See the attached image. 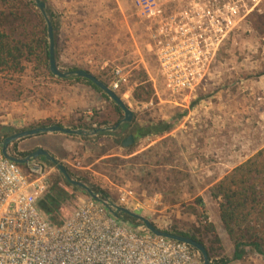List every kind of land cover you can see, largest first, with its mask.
I'll list each match as a JSON object with an SVG mask.
<instances>
[{
	"label": "rangeland",
	"instance_id": "1",
	"mask_svg": "<svg viewBox=\"0 0 264 264\" xmlns=\"http://www.w3.org/2000/svg\"><path fill=\"white\" fill-rule=\"evenodd\" d=\"M40 1L45 3L46 9L53 13L57 20L55 51L56 62L61 71H68L70 66L65 61L72 59L64 44L66 36L62 35L66 32L65 27L68 25L70 28L71 23L77 25L79 17L80 20L87 19L83 22L84 27L92 28L95 18H104L109 28V37L112 35L115 41L110 54L111 61L103 71L99 70V64H86V67L107 84L111 80V70L114 66H127L131 70L130 83L133 89L127 100H122L134 113L133 124L147 126L150 123L171 122L200 99L211 104L219 102L220 94L222 100L229 97L230 100L236 101L234 107L225 104L228 111L226 110L227 119L223 123L222 133L226 139L238 141L236 149L240 151V157L237 163L264 144V94L255 96V102L250 105L251 97L248 96L247 88L248 79L264 75V0H237L239 16L236 29L218 53L216 62L210 68V75L201 85L199 92L191 94L187 108H174L171 105L170 99L173 98L165 91L157 72L151 39L153 25L137 15L132 0ZM102 47L100 46V49H104ZM79 57L82 61L88 56ZM94 60L101 61L102 56L96 55ZM23 81L16 77H0V122L9 117L16 123V127H13L15 131L44 124L45 122L32 121L33 118L28 117L35 116V111L45 107L43 98L51 95L45 93L49 86L43 87L47 86L48 81H36L34 89H29ZM78 85L79 83H64L62 86L66 88ZM42 88L45 89L41 91ZM226 89L229 90L226 92ZM95 92L98 93L99 99L96 107L91 110L94 121H81L78 123L84 126L81 129L90 130L85 126H91L94 122L104 123V128L113 127L119 119L114 104L105 100L102 93ZM118 95L120 96L119 93ZM177 98L181 96L175 97ZM80 116L86 117L82 114ZM64 127L74 129L73 125ZM102 127L95 124L91 128ZM157 137L140 139L132 148H124L121 144L117 145L109 141L110 139L100 137H76L72 140L74 147L71 151L52 150L53 154H49L56 159L57 164L67 170L73 181L104 192L113 203L143 216L161 230L194 235L211 250L212 258L215 256L218 261L230 260L227 257L230 251L227 242L225 241L223 246L219 238L216 242L215 236L204 229L205 220L214 222L217 211L209 192L201 190L203 185L210 182V178L205 179L195 170L183 167L181 151L176 152L168 139L158 140L160 136ZM151 141L155 142L154 145L143 150ZM13 144V148L19 153L29 154L31 151L29 148L32 142L27 138ZM133 152L139 153L133 155ZM37 161L49 192L59 188L66 194L57 214L41 210L53 226L59 227L61 224L55 225L51 221L52 215L62 223L65 215L89 197L84 190L68 183L55 165L49 166L50 162L41 159ZM20 167L27 176L29 166L25 164ZM33 179L34 177L30 180ZM46 197L49 195L39 201ZM197 199L201 200V205L196 203ZM216 228L221 232L219 225H216ZM216 236L218 237L217 233ZM248 257L249 254L239 264H251ZM263 263L260 261L256 264ZM198 264H202L199 255Z\"/></svg>",
	"mask_w": 264,
	"mask_h": 264
},
{
	"label": "built area",
	"instance_id": "2",
	"mask_svg": "<svg viewBox=\"0 0 264 264\" xmlns=\"http://www.w3.org/2000/svg\"><path fill=\"white\" fill-rule=\"evenodd\" d=\"M153 25L158 76L171 98L200 90L236 29L237 0H132ZM131 70L114 66L107 86L127 100ZM28 175L0 150V264H198L183 243L120 222L87 198L53 226L38 202L49 195L37 160ZM34 177L33 180H30Z\"/></svg>",
	"mask_w": 264,
	"mask_h": 264
},
{
	"label": "crops",
	"instance_id": "3",
	"mask_svg": "<svg viewBox=\"0 0 264 264\" xmlns=\"http://www.w3.org/2000/svg\"><path fill=\"white\" fill-rule=\"evenodd\" d=\"M1 10L2 6L0 3V11ZM77 19V25H75V23H71L70 28L67 25L65 27V34H62L66 36V39H64V44L72 55L71 61H65V63L70 66L69 68L75 66L91 74L92 72L86 67V64L89 66H96V64H99V70L103 71L107 63L111 61L110 54L113 50L112 47L115 42L113 40V36L110 35L109 37V28L104 22V18H102V20L101 18H95V25H92V28H86L83 26V22H86L87 19L80 20L79 17ZM75 42L80 44L77 45ZM100 46H103L102 48L104 49H100ZM79 55H87L88 57H85L81 61ZM96 55L102 56V60L98 62L95 61L94 59ZM103 57L105 58L103 59ZM82 63L84 65H82ZM20 79L24 80L23 82L26 84V86H28L29 89H34L33 87L35 85V81L30 78L28 70H26L25 73L20 76ZM68 80L69 79L64 80L55 78V80L52 82L48 81L50 84L48 83L47 86L43 87L49 86L45 93L51 95L44 97L42 94L44 97L43 100L45 102V107L39 109V111H35V116L30 115L28 118H33L32 121L36 122H45L47 120H51L55 123L61 124V126L76 125L86 119L94 121L91 116V110L96 107L97 100L99 99L98 93L95 92L97 90L93 89L86 83L73 81L68 82ZM247 82V88L249 91L248 96L251 97L250 105H253L255 102V96L264 94V75H261L258 78H250ZM64 83H79V85L76 87L71 86L64 88V86H62ZM44 89L45 88H42L41 91ZM132 89L133 88L131 87L130 90ZM228 90L229 89H226V92ZM99 93L101 94V92ZM91 95L93 96L92 98ZM191 97V94L182 95L181 98L177 99L173 97V99H170V103L174 108H187L186 104ZM218 97V100L220 101L214 104L200 99L190 109L184 111L183 114H181L182 117L179 120L171 121L174 124L167 133L161 135L160 137L158 136L159 138L156 136L158 140L164 138L168 139L174 146L176 152L181 151L183 167H186L190 170H195L198 175H203L205 179L207 177L210 178V182L207 185H203L201 187V190L206 192H209V189L216 182L227 175L235 167L246 161L258 150L264 147V144H262L243 161L237 163V160L240 157V151L236 149L238 141L231 138L226 139L222 133L223 123L225 119H227L225 115L227 114L226 110L228 111V106L226 105L230 104L232 107H234V103H236V101L230 100L229 97L222 100V95L220 94ZM81 114L83 117L86 115V117L82 118V116H80ZM15 124V121L9 119V117L2 119L0 122V126H10L12 128L16 127ZM95 124H98L99 127L105 125L104 123L94 122L90 127L94 126ZM100 138L110 139L109 141L115 143L119 141L121 144V141L123 138H125V135L121 134L120 130H116L112 133H109V135H102ZM27 139L32 142L31 147L29 148L31 149L30 152L41 148L48 153L53 154L52 150L71 151L74 147V141L72 140L76 139V137L61 134H43L28 137ZM154 143L155 142L151 141V143L146 145L143 150L149 149L154 145ZM138 153L139 152H133L132 154L136 155ZM49 196H51L50 192ZM215 205L217 210L215 221L213 222L210 220V223L215 226V231L222 245L224 246L223 243L225 241L227 242L228 248L230 250L227 257L228 259H231L233 246L222 228L219 219L217 201H215ZM216 225H219L221 232H219V230L216 228ZM248 259H250L251 264L260 263V261L264 262L263 257H259L253 253L249 254ZM239 262L241 261H231L228 264H239Z\"/></svg>",
	"mask_w": 264,
	"mask_h": 264
},
{
	"label": "trees",
	"instance_id": "4",
	"mask_svg": "<svg viewBox=\"0 0 264 264\" xmlns=\"http://www.w3.org/2000/svg\"><path fill=\"white\" fill-rule=\"evenodd\" d=\"M0 3L2 6L0 11V77L8 76L20 79V76L28 70L30 78L35 82L39 80L54 81L55 78L48 69L49 45L44 16L29 0H0ZM45 14L51 23L56 46V17L47 9ZM55 56L57 57L56 51ZM78 69L74 66L68 70L75 71ZM97 78L107 85L105 81L99 77ZM71 81L86 83L99 91L86 80L80 78L68 80V82ZM102 97L109 101L104 94H102ZM136 99L138 98L136 97ZM114 110L119 117L116 122L118 124L122 119V112L116 106H114ZM181 117L182 115L173 121H177ZM54 124L58 123L47 120L41 126ZM173 124L172 122H159L150 123L147 126H138L133 124L132 121L130 124H123L118 130L125 137L133 136L134 144L129 147L132 148L140 139L161 136L167 133ZM82 127L84 128L81 124L73 125L74 129ZM85 127L92 130L90 126ZM14 131L15 129L10 126H0V146L3 140ZM102 135H109V133L101 132L97 137ZM116 143L117 145L120 144L119 141ZM13 146L14 144L10 148L12 155L22 158L28 155V153L17 152ZM41 160L46 162L43 158ZM48 164L54 166L52 163ZM94 191L107 197L104 192L98 189H94ZM50 194L51 196L38 202V207L45 212L49 210L57 214V209L60 207V203L65 200L66 194L59 188H54ZM209 194L214 201H217L222 228L233 246L231 259L220 261L216 260L215 256L212 258L211 250L205 247L210 264H228L231 261H243L248 254L252 253L264 258V147L216 182L209 189ZM196 203L198 205L202 204L200 199H197ZM124 218L126 222L134 226L138 225L125 215ZM51 221L55 225L61 224V221L55 215H52ZM204 229L215 236L216 242L219 241L214 226L206 220ZM173 233L193 238L203 245L190 233L179 231H173Z\"/></svg>",
	"mask_w": 264,
	"mask_h": 264
},
{
	"label": "water",
	"instance_id": "5",
	"mask_svg": "<svg viewBox=\"0 0 264 264\" xmlns=\"http://www.w3.org/2000/svg\"><path fill=\"white\" fill-rule=\"evenodd\" d=\"M35 4V8L40 11V13L44 16L47 24V38H48V45H49V58H48V69L50 74L59 79H72V78H80L86 80L87 82L91 83L95 86L99 91L104 94L109 101H111L114 106L120 109L122 112V119L118 124H115L113 127H102V128H94L92 130H84V129H72L67 128L58 124L48 125V126H37L30 129H24L20 131L13 132L9 136H7L1 146L0 150L2 155L5 159L10 162H13L19 166L25 165L31 161L37 159H45L46 161L54 164L58 171L64 176L65 180L73 186H76L82 190H84L88 197L100 203L114 218L118 219L122 223H126L133 228H141L145 231H148L154 236L162 237L165 239H169L172 241H176L179 243H183L194 250L202 259V264H210L208 253L205 249V246L200 244L198 241L194 240L190 237H185L179 234L171 233L167 230H161L157 228L154 224H152L148 219L144 218L143 216L131 212L126 208L120 207L109 200L108 197L102 196L99 192L94 191L93 189L85 186L81 182L73 181L67 170L62 166L57 164L56 159L51 157L50 154L45 151L44 149L38 148L35 151L31 152L28 156L24 158H18L14 155H11L9 152V147L16 141L21 139H25L28 137L43 135V134H61L66 136H75L79 138H85L88 136L97 137L101 132H108L112 133L113 131L118 130L123 124H130L133 121V112L128 108L126 103L122 100V98L112 91L106 84L100 81L96 76L93 74L85 71V70H75V71H61L58 67L56 62L55 56V44H54V37H53V29L51 26L48 17L45 14L46 6L45 3L40 0H31ZM134 144V138L132 135L127 136L121 142V146L124 148H128ZM124 215L129 217L130 219L134 220L138 223L137 226H134L125 221Z\"/></svg>",
	"mask_w": 264,
	"mask_h": 264
},
{
	"label": "flooded vegetation",
	"instance_id": "6",
	"mask_svg": "<svg viewBox=\"0 0 264 264\" xmlns=\"http://www.w3.org/2000/svg\"><path fill=\"white\" fill-rule=\"evenodd\" d=\"M34 151H35V150H34ZM32 152H33V151H32ZM30 153H31V152H30ZM30 153H29V154H30ZM29 154H28V155H29ZM28 155H27V156H28ZM44 160H45V159H44Z\"/></svg>",
	"mask_w": 264,
	"mask_h": 264
}]
</instances>
